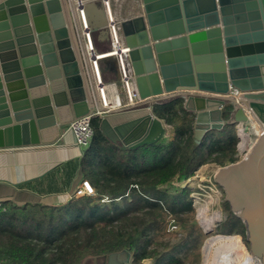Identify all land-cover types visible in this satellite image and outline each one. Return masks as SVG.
Segmentation results:
<instances>
[{
  "label": "water",
  "instance_id": "1",
  "mask_svg": "<svg viewBox=\"0 0 264 264\" xmlns=\"http://www.w3.org/2000/svg\"><path fill=\"white\" fill-rule=\"evenodd\" d=\"M86 11L92 31L105 33V8L92 0ZM121 29L148 104L106 113L102 133L131 148L159 140L168 124L151 107L179 96L197 143L227 126L262 127L249 155L220 166L214 180L264 264V0H142ZM93 107L66 0H0V148L52 144Z\"/></svg>",
  "mask_w": 264,
  "mask_h": 264
},
{
  "label": "trees",
  "instance_id": "2",
  "mask_svg": "<svg viewBox=\"0 0 264 264\" xmlns=\"http://www.w3.org/2000/svg\"><path fill=\"white\" fill-rule=\"evenodd\" d=\"M232 109L226 107V118ZM154 112L172 127V135L135 148L110 141L100 129L101 118L93 119L94 138L81 169L96 194L61 205L3 201L0 263L85 264L89 257L126 251L131 264L147 259L148 264H187L199 249L201 231L192 195L198 187L185 182L203 164L238 160L239 137L235 126H227L197 143L193 116L181 96L157 104ZM172 183L177 187H169ZM231 213L230 228L245 233L243 221ZM168 223L184 234L175 244L159 239Z\"/></svg>",
  "mask_w": 264,
  "mask_h": 264
},
{
  "label": "built area",
  "instance_id": "3",
  "mask_svg": "<svg viewBox=\"0 0 264 264\" xmlns=\"http://www.w3.org/2000/svg\"><path fill=\"white\" fill-rule=\"evenodd\" d=\"M90 1L92 0H66L78 38L84 70L91 87L94 107L88 114L68 122L63 127L62 134L72 132L75 142L81 148L83 155L94 138L95 129L92 121L95 117L102 118L109 112L147 106L148 104V100L140 96L137 87L136 77L129 58L130 47L125 43L121 29L123 19L116 13H113L110 0H102L107 13V37L110 40V48L99 50L97 48L95 33L92 31L86 11V6ZM104 57L114 58L117 62L121 87H119L116 80L105 79L101 64ZM206 95L218 97L219 94L208 92ZM241 95L242 92L239 89H233L230 97L239 98ZM151 109L154 111V107H151ZM242 125L241 123L236 125L237 135H241ZM168 126L170 125L168 124ZM240 145L241 143L238 144L237 151L243 157L245 151H241ZM187 180L185 183L190 182ZM94 194H96L95 188L84 177L73 196L77 198ZM2 207V202H0V208ZM3 209L5 208L3 207Z\"/></svg>",
  "mask_w": 264,
  "mask_h": 264
},
{
  "label": "crops",
  "instance_id": "4",
  "mask_svg": "<svg viewBox=\"0 0 264 264\" xmlns=\"http://www.w3.org/2000/svg\"><path fill=\"white\" fill-rule=\"evenodd\" d=\"M139 14L141 11H132L131 15L122 19ZM98 38L102 43L108 41L107 35L99 34ZM82 157L83 152L71 132L61 134L52 144L0 148V202L10 201L20 205L27 202L46 205L69 203L76 198L73 194L84 178ZM131 262L130 253L121 251L89 257L85 264Z\"/></svg>",
  "mask_w": 264,
  "mask_h": 264
},
{
  "label": "rangeland",
  "instance_id": "5",
  "mask_svg": "<svg viewBox=\"0 0 264 264\" xmlns=\"http://www.w3.org/2000/svg\"><path fill=\"white\" fill-rule=\"evenodd\" d=\"M100 5L104 7V2L102 0H97ZM111 7L113 13H116L120 18H124L127 15H131L132 11L139 12L142 10L141 3L142 0H110ZM106 29L108 31V27L106 26ZM108 36V35H107ZM99 34L95 33V39L97 41V48L99 50H107L110 48V40H108L106 43H102L100 39L98 38ZM102 68L105 73V79L106 80H116L119 87H121L120 84V77H118V73L116 72V68L118 69L117 62L114 58H111L110 60H102L101 61ZM117 79H113L116 75ZM120 76V75H119ZM260 126H256V124H252L250 126H245V132H248L250 139L248 144L252 145L253 143V134H257L259 131ZM72 133V132H71ZM73 134V133H72ZM252 134V135H251ZM172 135V127L168 126L166 133L164 136ZM242 138V137H241ZM241 138H238V144L243 142ZM237 144V146H238ZM241 146V145H240ZM235 157L239 160L241 156L238 154V151L235 154ZM220 167L215 162H209L206 164H203L199 166L196 170L193 176H191L187 181H190L189 184L193 187H198V190L193 192V203L195 206V213H194V219L196 221V224L198 225V229L201 231V240H200V246L199 249L195 254H191L188 263L194 260L195 256H199V261L195 262L194 264H206L205 260V246L208 241V239L216 234H228L236 236L237 241L239 244L246 250V264H248V255L249 253V245L245 239V233L238 234L237 229H232L228 225V220H231L232 217V211L230 209V205L227 207L225 205L226 201V193L222 187H220L214 180V174L216 170ZM171 188H176V183L170 184ZM220 211L222 216L220 218H216L215 222L213 224L214 230L206 233L204 230L207 228L202 223V216L203 215H212L215 212ZM184 235L183 233H176L175 228H172L169 226V223L167 224V229H165V232L159 237L161 241H169V243L175 244L179 241L180 237ZM126 252V251H124ZM253 259V256H252ZM150 259L145 260V262L150 263ZM145 264V263H144Z\"/></svg>",
  "mask_w": 264,
  "mask_h": 264
},
{
  "label": "bare ground",
  "instance_id": "6",
  "mask_svg": "<svg viewBox=\"0 0 264 264\" xmlns=\"http://www.w3.org/2000/svg\"><path fill=\"white\" fill-rule=\"evenodd\" d=\"M240 100L239 98H235ZM242 141L240 149L245 151L248 156L251 151V145L248 144L250 136L248 132H245L244 125L241 126ZM263 128L258 131V135H261ZM252 135V134H251ZM257 135V136H258ZM253 139V138H252ZM222 216L220 211L215 212L212 215H203L202 223L207 229H211L216 218ZM206 264H246V250L239 244L236 236L228 234H216L211 236L205 246V260ZM259 260L255 257L252 259V255H248V264H259Z\"/></svg>",
  "mask_w": 264,
  "mask_h": 264
},
{
  "label": "flooded vegetation",
  "instance_id": "7",
  "mask_svg": "<svg viewBox=\"0 0 264 264\" xmlns=\"http://www.w3.org/2000/svg\"><path fill=\"white\" fill-rule=\"evenodd\" d=\"M96 34L107 35V29H105V33H99V32H97Z\"/></svg>",
  "mask_w": 264,
  "mask_h": 264
}]
</instances>
